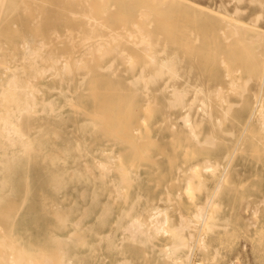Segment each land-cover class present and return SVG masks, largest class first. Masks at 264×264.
I'll use <instances>...</instances> for the list:
<instances>
[{"label":"bare ground","instance_id":"obj_1","mask_svg":"<svg viewBox=\"0 0 264 264\" xmlns=\"http://www.w3.org/2000/svg\"><path fill=\"white\" fill-rule=\"evenodd\" d=\"M77 1L83 3L87 13L83 17H74L73 28L65 34L22 35L19 47L9 42L10 37L0 34V74H7L0 77V207H5L0 211V221L10 220L13 212L25 217L23 209L31 202L52 206L51 190L65 188L73 181H92L95 186L90 195L91 203L97 202L103 191L108 196L122 198L127 204L122 217L138 212L129 216L125 224H117L130 243L139 247L147 244L159 231L174 232L172 242L163 245L160 253L165 258L177 260L178 264H187L189 252H179L183 247H191L183 233L184 225H189L191 220L179 226L165 227L166 214L159 219L158 206L141 201V188H148L151 182L148 177L158 174L154 161L169 158V153L160 149L158 138L151 134L149 120L159 110L191 105L185 100L187 87L172 85L168 96L163 93L177 72L176 61L166 45L171 43L185 53H199L227 64L251 61L252 65L263 67L264 74V31L255 21L244 26L246 23L237 19L239 25H234V29L207 33L205 27L211 21L209 18L216 13L194 0ZM112 19L122 24L125 31L110 29ZM238 29L244 30L241 40ZM158 40L164 44L161 48L156 47ZM8 42V47L4 46ZM225 42L229 44L223 46ZM239 50L241 54L235 59ZM16 55L20 61L9 65L7 58ZM45 73L49 76L47 80L43 79ZM123 73L131 76L122 78ZM200 90L195 89L196 92ZM227 110L228 107H223L225 115ZM185 113L176 122L188 131L183 141L180 136H172L171 153L174 155L184 142L196 137L194 125ZM225 117L222 119L226 120ZM215 120V124L222 123ZM167 121L164 116L165 125ZM260 123L264 126V114ZM213 140L210 136L201 143ZM101 143H108L110 148L101 147ZM189 148L186 146L184 151ZM115 151L119 152L117 156ZM125 154H130V167L124 163ZM136 163L141 164L133 169L131 166ZM33 168L40 172L42 186L35 187L37 179L35 171H31ZM191 168L183 187L188 198L189 177L193 176ZM143 177L146 179L142 181ZM217 183L215 187H219L220 182ZM135 185L138 190L132 191ZM166 194L168 196L169 192ZM210 195L204 207L198 205V210L192 214L200 222L210 217L206 213L212 200ZM110 210V206L104 205L103 218ZM144 212H148V219L150 217L147 222ZM51 214L56 217L58 227L66 226L65 214ZM210 222L207 220L203 224L205 228L210 227ZM8 232L0 230V259L5 258V263L2 261L1 264L49 263L46 255L41 261H35L27 249L7 242L11 239ZM57 234L51 233V239L60 238ZM63 239L74 241L72 233ZM106 239L111 245L112 239ZM61 256L52 264H70L69 259L62 260ZM121 264L129 262L123 259Z\"/></svg>","mask_w":264,"mask_h":264},{"label":"rangeland","instance_id":"obj_2","mask_svg":"<svg viewBox=\"0 0 264 264\" xmlns=\"http://www.w3.org/2000/svg\"><path fill=\"white\" fill-rule=\"evenodd\" d=\"M194 1L216 13L209 18L211 21L205 27L207 33L210 30L215 32L218 29H234V25H239L237 19L246 23L244 26L255 21L264 31V0H253L251 3L249 0ZM1 2L0 34L10 37L9 42H14L18 47L23 40L22 35L36 37L39 34H65L73 28L74 17H83L87 13L83 3L77 0H0ZM259 14L261 16L258 17ZM110 29L125 31V27L115 19H112ZM238 30L241 40L244 30ZM218 36L222 37L221 34ZM9 42L4 46L8 47ZM227 44L229 43L225 42L223 46ZM162 45L164 44L158 40L156 47L161 48ZM166 46L176 61L177 72L163 93L168 96L172 85L187 87L185 100L191 102V105L159 110L149 120L151 134L158 138L160 149L168 152L169 158L161 157L154 161V169L158 174L148 177L151 179L148 188H141V201L157 205L161 211L157 216L159 219L164 216L163 213L166 214L165 227L179 226L188 219L191 220L183 229L187 236L186 242L191 247H183V251L179 252H189L187 264H196L197 261L201 264H264V126L260 123L264 114L263 67L252 65L251 61H232L227 64L199 53H185L171 43ZM46 48L48 50L47 46ZM240 54L241 50L234 58L238 59ZM18 56H9V65L19 62L16 58ZM136 70L137 67L135 72ZM1 76L6 77L7 74H0ZM130 76L129 73L121 74L122 78ZM48 78L45 73L43 79ZM198 88H201L200 92L195 91ZM223 107H228L226 115L222 111ZM185 112L194 125L196 137L184 142L181 150L174 155L171 153L172 136H180L183 141V136L188 131L176 122ZM164 116L168 118L166 125L163 123ZM224 117L226 120L222 119ZM215 119L222 122L220 126L214 123ZM210 136L214 137L213 142L201 143ZM186 146L190 148L184 151ZM101 147L110 148L108 143H101ZM118 153L115 151L114 155L117 156ZM129 157L130 154H125L126 166H129ZM70 164L68 161V165ZM139 164L141 163L131 167L137 169ZM190 168L193 176L189 177V199L183 187L184 179L191 174ZM35 169L31 170L35 171L34 177L37 179L34 181L35 187L40 184L42 186L40 172ZM141 179L143 181L146 178ZM217 182H220L219 187H215ZM94 186L92 181L79 180L69 183L65 188L51 190L49 196L52 206L31 202L23 209L25 217L13 212L10 220L0 221V230L9 231L11 239L7 242L27 249L28 255L35 261H41L46 255V261L52 264L60 260L61 254V259H69L70 264H121L123 259L129 264H178L177 260L165 258L160 253L163 245L172 242L174 232L159 231L147 244L135 246L126 239L125 233L117 224H125L129 216L138 212H130L122 217L127 204L122 198L108 196L103 191L99 194L98 201L91 203L90 195ZM136 190L137 185L132 188V191ZM209 195L212 200L206 207V213L210 217L200 222L192 214L198 210V205H205ZM104 205L111 208L106 218L102 214ZM4 210L5 207H0V211ZM54 212L65 214L66 226H57V219L51 214ZM147 216L148 212H144L146 222L150 219ZM207 220L211 221V225L205 228L203 224ZM53 232L58 233L60 238L52 240L50 235ZM69 233L73 234L72 242L63 239ZM106 237L112 239L111 245H108ZM2 261L5 263V258L0 259V264Z\"/></svg>","mask_w":264,"mask_h":264}]
</instances>
